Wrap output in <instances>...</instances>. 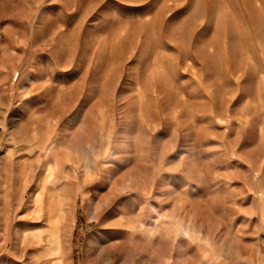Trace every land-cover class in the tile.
<instances>
[{"label":"rangeland","instance_id":"obj_1","mask_svg":"<svg viewBox=\"0 0 264 264\" xmlns=\"http://www.w3.org/2000/svg\"><path fill=\"white\" fill-rule=\"evenodd\" d=\"M0 264H264V0H0Z\"/></svg>","mask_w":264,"mask_h":264}]
</instances>
